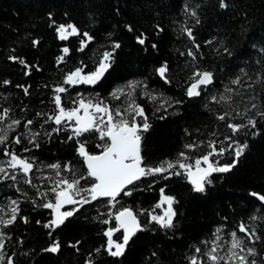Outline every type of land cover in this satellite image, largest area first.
Here are the masks:
<instances>
[{"label": "trees", "instance_id": "16d2710c", "mask_svg": "<svg viewBox=\"0 0 264 264\" xmlns=\"http://www.w3.org/2000/svg\"><path fill=\"white\" fill-rule=\"evenodd\" d=\"M226 3L221 8L220 0H0V112L11 110L0 122V132L8 136L0 144V161L5 162L0 166L12 174L5 148L34 162L29 175L35 187L25 183L19 172L15 173L17 181L0 179V217L9 218L11 201L19 202L16 221L0 225L4 252L15 264H190L192 256H201L195 253L196 247L203 253L211 246L217 228L222 229L225 248L229 234L237 231L246 246L256 249L257 255L249 259L264 264V201L252 195H264V119L257 114L264 112V0ZM60 24L75 25L79 34L61 40L56 31ZM184 28L192 30V38ZM84 33L92 39L88 41ZM116 44L120 46L115 48ZM65 47L69 49L66 55ZM105 52L112 54L110 66L96 84H64L76 68H82L85 75L96 71ZM61 56L64 60L58 62ZM165 64L168 71L161 78L157 69ZM197 71L211 72L213 83L201 86L200 96L189 97L187 88ZM238 76L241 84H232ZM5 80L10 83L3 84ZM130 83L136 85L134 89ZM57 86L68 89L60 94L66 109L76 107L73 101L80 98L103 101L122 111L133 100L140 105L151 125L141 132V154L147 166L166 160L175 163L181 152L187 156L185 163L194 164L210 151V140L217 142V150L226 149L210 160L218 166L235 161V166L229 172L213 173L203 192L194 190L186 174L144 177L126 188L131 195L121 193L116 201L102 197L83 206L65 205L61 211L79 210L60 227L47 228L54 213L42 205L50 200L55 203L50 189L58 179L83 175L86 179L80 180V187L94 183L87 178V167L77 151L79 143L91 154L100 153L106 143L96 131L69 140L71 127L48 120L58 111L54 103ZM225 86L233 92H226ZM118 89L124 91L116 99L112 93ZM221 94L231 96V101H219ZM253 103L256 108L251 107ZM226 111L232 115L219 120ZM13 119L20 124L8 129ZM248 119L256 121L254 128L249 125L238 134L227 128L228 123L247 124ZM29 120L33 123L25 127ZM136 120L143 123L140 117ZM226 136L247 144L239 158L234 155L235 145L228 147ZM17 137L19 144L14 143ZM192 143L200 146L184 147ZM57 163L59 176L56 169L47 167ZM66 164L74 173L64 168ZM169 171L183 172L178 166ZM161 188L176 201L172 228L150 222L149 214L163 215L167 207H155ZM123 208L137 214L143 230L130 239L123 255L113 257L104 233L116 227L114 216ZM241 222L260 239L240 233ZM122 236L123 230L114 233L113 239L122 242ZM57 241V252L46 251Z\"/></svg>", "mask_w": 264, "mask_h": 264}, {"label": "snow or ice", "instance_id": "6c2138e0", "mask_svg": "<svg viewBox=\"0 0 264 264\" xmlns=\"http://www.w3.org/2000/svg\"><path fill=\"white\" fill-rule=\"evenodd\" d=\"M227 6L226 0H220L221 8H226ZM191 14L193 16L196 15L194 11ZM52 23L55 24V21L53 20ZM56 31L61 40H66L69 36L79 34V30L73 24H60L56 27ZM183 31L192 38V30L190 28H184ZM83 35L87 37L88 41L92 39L88 33H84ZM137 39L140 44H144L145 41L143 38L138 37ZM34 43L37 42L34 41ZM81 43L83 45L86 42L82 41ZM119 46V44H116L114 47L118 48ZM198 47L199 45H197V48ZM63 52L66 55L69 52V49L65 47ZM188 55L192 56L193 53L190 51ZM111 56V53L105 52L103 60L100 62L96 71L90 72L86 75L83 74L82 68H76L74 71L67 74L64 84H96L110 66L108 61H110ZM10 59L17 60L19 58L10 57ZM63 60L64 56L58 58V62H62ZM20 63L23 64L24 61L20 60ZM157 71L161 78H166V73L168 71L167 64L162 65ZM241 73L246 75L243 69H241ZM193 77L194 82H192L187 88L186 94L189 97L200 96L201 86H208L213 83V74L211 72L197 71L193 73ZM241 82L240 76L231 81L234 85H240ZM9 83L10 81H3V84L5 85ZM135 86L136 85L133 83L129 84L130 88L134 89ZM23 90L25 94H28L27 87H24ZM54 91L56 93L54 103L58 111L54 116H49L48 120H53L56 125L64 123L71 127L72 135L68 137L69 140L74 137H81L85 133L96 131L99 133L100 139L105 140L106 143L102 146V150L99 154H91L86 149L85 144L79 143L78 141L79 147L77 151L78 154L83 157L86 164L87 178L93 179L94 183L87 188L80 187V180L86 179L83 175H81L79 179H58L55 182V186L50 189V192L54 194L55 203L50 200L42 205L44 208L52 209L54 213V218L45 225L47 228L55 229L60 227L65 223L67 218L72 217L79 210L77 207H72L71 210L61 211L65 205L83 206L102 197L110 198V202L116 201V198L121 193L131 195V190L125 191L127 186L134 185L135 182L140 181L141 178L144 177L156 176L157 174L164 173H168V175L186 174L187 179L193 185L194 190L196 192H203L205 191L206 184L211 183L209 178L213 173L229 172L235 166V161L232 164L218 166L210 160V157L218 155L222 156L226 151L224 147H220L219 150H217V142L215 140H210L208 142V148L210 151L206 155L195 159L194 164L185 163L184 161L187 159V156L184 152H181L179 154L181 159L177 160L175 163L166 160L155 167L147 166L144 164V158L141 154V132L148 131L151 125L148 123V118L145 115L144 109L140 105L135 104L134 100L124 111L118 107L113 108L105 105L103 101L94 103L93 100L88 99L85 101L84 98L73 101V103L77 105L76 107L66 109L62 105V97L60 94L67 92L68 89L63 86H57ZM123 91V89H118L116 92L112 93V95L114 98L118 99L119 96L117 93H123ZM225 91L231 93L233 92V89L225 86ZM129 95L131 94L129 93ZM211 99L215 102H230L231 96L221 94L219 101H217L216 96H212ZM251 107L256 108L257 105L253 103ZM10 111V109H3V111L0 112V122H3L9 116ZM81 111H83V115H81ZM257 114L264 119V112H258ZM231 115V112L226 111L222 115H219L218 119L224 121ZM237 115L242 114L237 113ZM137 117L142 119V124L137 123ZM67 122H73V124L68 125ZM32 123L33 121L31 120L27 121L25 127ZM19 124V120L13 119L7 127L8 129H12ZM249 125L254 128L256 126V121L254 119H248L247 124L228 123L227 128L230 129L233 134H238L242 129ZM55 131H59V129H55ZM213 135L215 136L216 133H213ZM7 139V133L0 132V144H4ZM225 139L230 141L228 145L229 148H232L233 145H235L234 155L236 158H239L247 148V144H239L237 141L233 140L232 136H226ZM20 142V137H17L14 141V143L17 144ZM199 146L200 145L197 143H192L186 144L184 147L186 149H195ZM36 147H39V145L37 144ZM24 151H28V149H25ZM4 155L10 157V159L6 161V164L7 168L12 170V174H10L4 166H0V173L4 174L0 179L7 178L12 181H17L18 177L15 173L19 172L23 174L25 183L35 187V185L32 184V178L29 175L34 168V162L22 158L14 151L9 152L7 148H5ZM4 163V161H0V165ZM202 164L207 166L202 167ZM177 166L179 169L183 170V172L169 171L170 169L177 168ZM47 167L56 169L57 176H59V170L61 168L60 164H52ZM64 168L67 171L74 173V170L69 165H64ZM164 178L167 179V176ZM252 195L258 196L260 201H264V195L256 193H253ZM77 197H79V199H77ZM175 202V198L166 195L164 189L161 188L160 200L155 207L160 208L165 204L167 207L164 209L163 215L149 214L150 222L157 223L161 228H172L174 226L173 220L176 216L173 207ZM18 212L19 202L16 200L11 201L10 216L7 219L0 217V225L4 227L12 225L17 219ZM114 219L116 221V227L108 228L104 235L107 237L108 253L113 257H119L124 254V250L130 239L136 234V232L143 229L137 214L134 213L131 208H123L118 211L115 214ZM252 219H256V217H252ZM25 222H27L26 218ZM104 223L107 224L108 221L106 220ZM121 230H123L122 242H117L113 239V235ZM238 231L244 233L248 239H260L259 236H256L255 231L251 230L244 222H241L238 225ZM221 232V228L216 229L214 239L211 241V246L207 251L202 253L201 248H195V253L201 254L204 259H201V256L194 255L190 258V264H257L255 259H249V257L257 255L256 249L254 247L246 246L244 239L238 236L237 231H232L229 234L231 239L227 241V248H225L223 242L224 237L220 234ZM4 240V233L0 232V264H15L12 256H6L4 252ZM59 248L60 244L57 241L54 242L49 249H46V251L57 252ZM222 250L224 254H221ZM88 264H92V262L89 261Z\"/></svg>", "mask_w": 264, "mask_h": 264}, {"label": "water", "instance_id": "95a60500", "mask_svg": "<svg viewBox=\"0 0 264 264\" xmlns=\"http://www.w3.org/2000/svg\"><path fill=\"white\" fill-rule=\"evenodd\" d=\"M81 115H83V111H82V113H81ZM99 154V153H98ZM86 165V164H85ZM128 187V186H127Z\"/></svg>", "mask_w": 264, "mask_h": 264}]
</instances>
